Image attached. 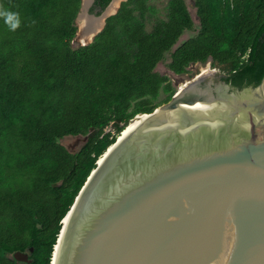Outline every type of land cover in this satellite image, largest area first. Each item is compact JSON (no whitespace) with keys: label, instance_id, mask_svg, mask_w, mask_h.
<instances>
[{"label":"trees","instance_id":"obj_1","mask_svg":"<svg viewBox=\"0 0 264 264\" xmlns=\"http://www.w3.org/2000/svg\"><path fill=\"white\" fill-rule=\"evenodd\" d=\"M109 2L93 0L89 12ZM80 4L0 0L21 18L14 32L0 18V264H50L97 160L132 118L177 90L159 64L182 75L211 57L237 88L264 76V0H123L90 42L73 46ZM67 137L85 139L71 151Z\"/></svg>","mask_w":264,"mask_h":264},{"label":"water","instance_id":"obj_2","mask_svg":"<svg viewBox=\"0 0 264 264\" xmlns=\"http://www.w3.org/2000/svg\"><path fill=\"white\" fill-rule=\"evenodd\" d=\"M113 1L85 7L102 23L85 43ZM141 114L80 187L50 264H264V76L232 88L204 70Z\"/></svg>","mask_w":264,"mask_h":264},{"label":"rangeland","instance_id":"obj_3","mask_svg":"<svg viewBox=\"0 0 264 264\" xmlns=\"http://www.w3.org/2000/svg\"><path fill=\"white\" fill-rule=\"evenodd\" d=\"M190 1L191 0H186L188 6L190 5ZM154 2L158 5L159 8H162L163 4L166 2V0H154ZM190 12L192 13V16L194 18L195 21H197L196 17L194 16V9L189 7ZM77 32L72 40V45L73 46H77L80 45L81 43H85V42H81L80 41V32L81 27L77 26ZM189 35V33H186L184 35L187 36ZM88 41V40H87ZM208 66V64H204V65H192L189 67L188 72L182 75H175L172 72H170L169 70H167V68L164 66V64H159L157 66V69L162 72V73H166L170 76L171 81L173 82L174 86H176V88H178L179 86H183V83L190 80L193 75H195V73H198L200 70H204L206 69ZM85 137H67L61 140V142L63 144H65V146H67L71 151H76L80 145L83 143Z\"/></svg>","mask_w":264,"mask_h":264},{"label":"bare ground","instance_id":"obj_4","mask_svg":"<svg viewBox=\"0 0 264 264\" xmlns=\"http://www.w3.org/2000/svg\"><path fill=\"white\" fill-rule=\"evenodd\" d=\"M90 1L91 0H83V11L81 12V16L77 19V26L81 27V30H82L80 32V35H79L81 42H85V41L89 40L91 38L92 34L102 25L100 18L94 19V20L91 21L88 16L83 14L85 7L88 6ZM119 1L120 0H114L110 4V6L107 8L106 13L113 11L117 7ZM139 114L140 115L138 117L143 116L141 113H139ZM131 122H129V123H131ZM100 159H101V157H100ZM63 222L66 223V219H64L62 221V223Z\"/></svg>","mask_w":264,"mask_h":264},{"label":"clouds","instance_id":"obj_5","mask_svg":"<svg viewBox=\"0 0 264 264\" xmlns=\"http://www.w3.org/2000/svg\"><path fill=\"white\" fill-rule=\"evenodd\" d=\"M0 18H3L9 31H16L21 25L20 13L0 7Z\"/></svg>","mask_w":264,"mask_h":264},{"label":"flooded vegetation","instance_id":"obj_6","mask_svg":"<svg viewBox=\"0 0 264 264\" xmlns=\"http://www.w3.org/2000/svg\"><path fill=\"white\" fill-rule=\"evenodd\" d=\"M206 63L208 64V66H207V68L204 69V70H208V71H211V72L213 73V80H214L215 82L218 81V80H223V77L227 76V74H226L224 71L220 70V68H219L218 66H213V65H212V59H211V57H208L207 60H206V62H204V63L196 62V63H194V65H198V66H200V65H204V64H206ZM192 65H193V64L189 65L187 69H189V67L192 66ZM204 70H200L198 73L203 72ZM198 73H195V75L198 74ZM195 75H193V77H194ZM227 83H228V82H227ZM228 84H229V83H228ZM229 85H230L232 88H237V87L232 86L231 84H229Z\"/></svg>","mask_w":264,"mask_h":264}]
</instances>
